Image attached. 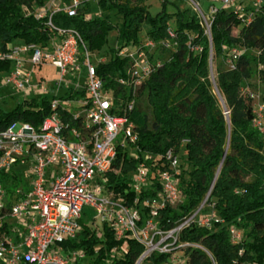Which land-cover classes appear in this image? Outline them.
<instances>
[{
    "label": "trees",
    "instance_id": "trees-1",
    "mask_svg": "<svg viewBox=\"0 0 264 264\" xmlns=\"http://www.w3.org/2000/svg\"><path fill=\"white\" fill-rule=\"evenodd\" d=\"M46 1L0 0V52L13 45L30 43L46 49L59 37L58 29L75 30L89 52H99L108 33L115 30L116 44L108 50L107 59L103 58L107 61L95 65L105 88L116 92L119 87L114 77L121 75L129 64L117 56V50L139 44V33L144 28L146 36L155 41L169 39L167 30H172L174 50L165 60L163 53L170 48L156 50L154 56L161 64L135 93L131 119L138 134L137 157H129L126 148L119 149L106 174L105 185L127 203L134 197L139 200L156 197L161 191L157 178L162 169L160 156L173 149L181 159L178 189L182 200L178 206L161 210L159 226H172L197 208L209 191L208 200L214 203L223 223L215 222L211 229L189 226L180 239L200 243L215 264H264V135L254 126L256 116L251 102L241 92L243 81L256 74L264 92V0L256 11L249 0L245 2L244 14L252 11L248 23L238 17L236 10L219 8L210 18L209 34L198 13L188 8L169 13L165 9L166 0H162V9L156 14L150 13L148 0H80L73 16L63 10L52 14L40 12L41 16L32 12V7L39 10ZM22 5L31 10L27 12ZM239 25L233 35V29ZM16 40L20 42L15 43ZM237 46L256 53L240 52L232 59L230 52ZM211 60L217 61L214 77ZM9 68H12L10 61L0 60V71ZM60 90L58 97L63 99L84 94L83 90ZM49 101L42 95L40 99H25L9 111L0 108V130L12 121L38 126L50 112ZM184 139L188 142L183 143ZM140 162L149 168V184L136 193L131 188L130 176ZM15 172L19 175V170ZM15 176L4 175L2 180L8 187L15 186L18 183ZM145 212L143 208L141 216ZM230 225L242 231L238 244L230 242L227 232ZM81 234L63 246L92 254L94 246L100 244L94 264H100L113 247L123 251L115 259L117 264H133L143 250L135 240L116 241L107 228L103 239L84 225ZM187 254L189 264H212L203 250L188 248ZM167 257L152 254L150 260L159 264Z\"/></svg>",
    "mask_w": 264,
    "mask_h": 264
},
{
    "label": "built area",
    "instance_id": "built-area-1",
    "mask_svg": "<svg viewBox=\"0 0 264 264\" xmlns=\"http://www.w3.org/2000/svg\"><path fill=\"white\" fill-rule=\"evenodd\" d=\"M262 1L249 0V4L256 11ZM208 3L209 18L219 8H232L242 21H251L252 11L244 14L245 4L239 0ZM79 4V0H71L67 5L54 7L51 14L63 10L73 16ZM197 8L209 34L210 21ZM167 31V40L146 37L142 44L117 50V56L129 62L123 73L114 77L118 92L105 88L96 74L95 63L90 60V52L73 29H58L59 37L46 49L30 43L13 45L0 52V60L12 63L6 83L25 94L47 93L43 80L34 78L33 72L24 67L26 63L37 67L49 62L57 69L50 112L40 124L35 127L28 122L12 121L0 130V264H78L85 257L89 258L87 264H94L100 244L94 246L92 254L63 246L80 235L82 210L87 203L94 207L103 234L107 228L116 241L130 239L143 246L133 264H152V254L168 255L159 264H189L188 248L203 250L215 264L210 252L200 243L180 239L182 231L189 226L211 229L215 222L223 223L214 203L208 200L209 191L197 208L169 228L158 224L161 210L175 207L182 200L178 189L181 159L173 149L160 156L162 169L157 178L161 191L152 199L134 197L127 203L104 182L118 150L126 148L125 142L135 147L138 140L131 119L135 93L161 64L154 56L156 50L173 46L174 33L171 29ZM231 52L232 59L236 58L237 50ZM60 89L83 90L84 94L63 99L58 97ZM73 102L77 103L76 107H72ZM258 108L264 111V102ZM253 124L259 127L260 122L255 118ZM186 142L184 139L183 143ZM18 170L19 175L27 170L28 178H21L15 172ZM148 170L145 162L136 166L131 181L136 193L149 184ZM13 174L18 183L8 187L2 177ZM143 208L146 212L141 216ZM227 232L232 244L241 241L242 231L236 226L230 225ZM179 251H183V256L177 257ZM122 255L123 251L113 247L100 264H117L115 259Z\"/></svg>",
    "mask_w": 264,
    "mask_h": 264
},
{
    "label": "rangeland",
    "instance_id": "rangeland-1",
    "mask_svg": "<svg viewBox=\"0 0 264 264\" xmlns=\"http://www.w3.org/2000/svg\"><path fill=\"white\" fill-rule=\"evenodd\" d=\"M71 0H68L67 2L65 0H48L44 3L43 7L41 9H34L35 7H32L33 13H37L40 14V12L44 13H50L54 7H61L64 4H68V2ZM80 1V0H79ZM162 0H148L146 2V4L149 7V11L151 14H156L157 12H159L162 9V4H161ZM167 4H166V11L169 13H173L177 10H183V9H191L194 10L196 13H198V8L197 6H199L201 8V10L203 11V13L205 14V16L208 18L207 21L209 22L210 18L208 17V2L206 1H200L199 3L196 0H166ZM244 2H248V0H243V4H245ZM200 4V5H199ZM94 7V6H93ZM22 8L24 10H31V8H29L26 5H22ZM41 10V11H40ZM29 12V11H27ZM202 23L204 25V27L206 28L205 25V21L203 19ZM210 23V22H209ZM241 27V25H239V27L234 28L232 31L233 35H236L239 28ZM145 29L144 28L140 33V42L139 44H142L143 41L146 39V33H145ZM106 42L105 44L102 46L101 50H99V52L97 51H92L90 52V60L93 63H96L97 61L100 62V60L102 58H106L108 57V50L111 49L112 47H114V45L116 44V31H111L108 33L107 37H106ZM19 40H16L15 43H19ZM174 46L171 47L170 49L166 50L163 53V60L167 59L170 55V52L174 50ZM237 50L238 53L240 52H246V53H250V54H254L256 53V51L253 50H246L240 46H237L235 48ZM105 53V55L103 56V54ZM232 52H230L231 54ZM104 59V62H106L107 60ZM162 60V61H163ZM101 63V62H100ZM215 63H217V61L213 62V60L210 61V69L212 72V76L215 74L214 70H215ZM227 66L230 67L231 63L230 60L227 61ZM11 67V66H10ZM25 68L31 70L33 72V77L34 78H41L43 80V84L44 86L47 88V93L45 94L47 96V98L50 100L52 98L53 93L55 92V87L53 86V79L57 77V69L52 66V64L48 63H44L41 66H37V67H31L30 65H28L27 63L24 65ZM9 70L10 68L4 69L0 71V108L4 111H9L11 109H13L15 107V105H17L18 103L26 100H31L33 98L36 99H40L42 97V95L40 94H36V93H28L25 94L22 91H19L17 88H15L14 86H12L9 83H6V78L8 77L9 74ZM214 77V76H213ZM61 91V90H60ZM241 92L242 95L246 98H248L251 102L254 114H258L256 116V119L260 122L259 130L260 132L263 133L264 135V111H259L258 108V104H260L261 102H264V92L262 90V83L260 80V77L256 74L253 78L250 79H246L243 81L242 86H241ZM77 103L73 102L72 103V107H76ZM225 106V104H224ZM226 116H228V112L224 113ZM19 127V125L17 126V128ZM125 146H126V150L128 151V156L129 157H135L136 155V150L135 147L131 146L130 144H128L127 142H125ZM27 170H23L20 173V177H27L26 174ZM134 174V172H133ZM133 174H131L130 178L132 181V177ZM178 206V204L176 205ZM83 213H82V218H81V223L94 230L96 235H98L100 237V239H103V230H102V226L101 224L98 222V219L95 218V209L92 205L90 204H84L83 206ZM82 234L80 233V236ZM177 257H181L183 256V251H179L176 253ZM89 258L85 257V258H81L78 261V264H87L88 263ZM146 264V263H144Z\"/></svg>",
    "mask_w": 264,
    "mask_h": 264
},
{
    "label": "crops",
    "instance_id": "crops-1",
    "mask_svg": "<svg viewBox=\"0 0 264 264\" xmlns=\"http://www.w3.org/2000/svg\"><path fill=\"white\" fill-rule=\"evenodd\" d=\"M240 2H243V0H239ZM245 3V2H244Z\"/></svg>",
    "mask_w": 264,
    "mask_h": 264
},
{
    "label": "water",
    "instance_id": "water-1",
    "mask_svg": "<svg viewBox=\"0 0 264 264\" xmlns=\"http://www.w3.org/2000/svg\"><path fill=\"white\" fill-rule=\"evenodd\" d=\"M225 113H227V111H225ZM217 174V173H216Z\"/></svg>",
    "mask_w": 264,
    "mask_h": 264
},
{
    "label": "bare ground",
    "instance_id": "bare-ground-1",
    "mask_svg": "<svg viewBox=\"0 0 264 264\" xmlns=\"http://www.w3.org/2000/svg\"><path fill=\"white\" fill-rule=\"evenodd\" d=\"M213 77V76H212Z\"/></svg>",
    "mask_w": 264,
    "mask_h": 264
}]
</instances>
